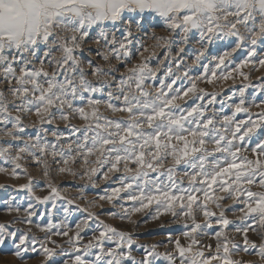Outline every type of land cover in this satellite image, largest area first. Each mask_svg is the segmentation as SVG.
I'll use <instances>...</instances> for the list:
<instances>
[{"label": "snow or ice", "instance_id": "obj_1", "mask_svg": "<svg viewBox=\"0 0 264 264\" xmlns=\"http://www.w3.org/2000/svg\"><path fill=\"white\" fill-rule=\"evenodd\" d=\"M262 69L264 0H0V249L264 264Z\"/></svg>", "mask_w": 264, "mask_h": 264}, {"label": "rangeland", "instance_id": "obj_2", "mask_svg": "<svg viewBox=\"0 0 264 264\" xmlns=\"http://www.w3.org/2000/svg\"><path fill=\"white\" fill-rule=\"evenodd\" d=\"M261 75H264V69L260 70L259 72H255L253 74V80H255L256 76H261ZM209 90H211V89H209ZM253 111H256V109L253 108ZM29 172L32 173L37 178L40 177L39 170L34 166L29 168ZM56 179L61 183L62 189L66 190L67 195H69L70 197H74L77 195L74 185L82 183L81 181H79L78 179L75 181H72L70 177L68 178L67 182L64 181L63 177H56ZM25 182H26V178L23 176H21V178L19 180H15V179L9 178L8 176H6L4 174H0V183H4L6 185H17V184L25 183ZM103 187H104V185H101V188H103ZM99 192H101V189L88 190V191H86V195L88 196L89 199H91L94 196H96V194ZM9 193L16 194L13 192L12 187H8L6 189L0 190V199L6 198ZM38 194H46V193H38ZM17 195L19 198L20 196H24L25 193L21 192ZM77 202L80 203L79 200ZM44 207L45 206H43V205L38 206V208L41 212L44 211ZM106 207H108V206H106ZM2 209H3V205L0 204V221L10 219V217L7 216L5 214V212L2 211ZM56 219H59V217H56ZM109 222H112L114 224H120L121 223L118 220L117 221H111L110 218H109ZM150 227L155 228V224H151ZM168 230L169 229H161V230H157L156 232L149 233L146 231L145 226L143 224H141L140 229H139V231L142 233V235L140 237V242L141 243H150V242H154L156 240L163 239L164 233ZM160 250L164 251L163 248H161ZM6 252L9 254L5 255ZM241 256L246 260L255 259V257L244 256L243 253L241 254ZM42 259H43L42 257H36L34 260H29L28 264H40V260H42ZM0 264H21V261L18 260L15 256L11 255L10 249L8 247H5L4 249H0Z\"/></svg>", "mask_w": 264, "mask_h": 264}]
</instances>
